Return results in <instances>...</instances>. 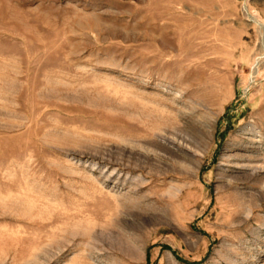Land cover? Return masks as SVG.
<instances>
[{
  "label": "rangeland",
  "instance_id": "374dc122",
  "mask_svg": "<svg viewBox=\"0 0 264 264\" xmlns=\"http://www.w3.org/2000/svg\"><path fill=\"white\" fill-rule=\"evenodd\" d=\"M0 264H264V0H0Z\"/></svg>",
  "mask_w": 264,
  "mask_h": 264
}]
</instances>
